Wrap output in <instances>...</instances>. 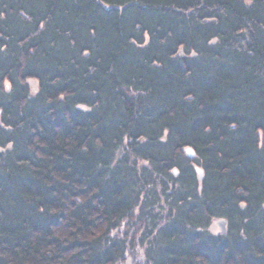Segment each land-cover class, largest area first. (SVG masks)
I'll list each match as a JSON object with an SVG mask.
<instances>
[{
	"label": "trees",
	"instance_id": "16d2710c",
	"mask_svg": "<svg viewBox=\"0 0 264 264\" xmlns=\"http://www.w3.org/2000/svg\"><path fill=\"white\" fill-rule=\"evenodd\" d=\"M0 264H264V0H0Z\"/></svg>",
	"mask_w": 264,
	"mask_h": 264
},
{
	"label": "water",
	"instance_id": "95a60500",
	"mask_svg": "<svg viewBox=\"0 0 264 264\" xmlns=\"http://www.w3.org/2000/svg\"><path fill=\"white\" fill-rule=\"evenodd\" d=\"M185 153H186L188 158H190V159L194 158V153H193V151L190 148L185 149ZM196 172H197V175H198V179L199 180L202 179L201 170L196 168ZM216 225L218 226L220 233L224 234L225 233L226 222L223 221V220H220V221L216 222Z\"/></svg>",
	"mask_w": 264,
	"mask_h": 264
}]
</instances>
